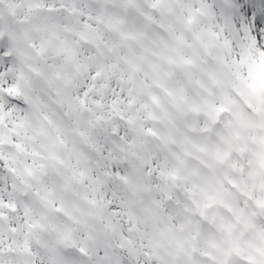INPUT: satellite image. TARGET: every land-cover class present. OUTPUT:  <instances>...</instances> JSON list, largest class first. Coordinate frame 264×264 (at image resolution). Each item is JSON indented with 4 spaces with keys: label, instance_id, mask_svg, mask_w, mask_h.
<instances>
[{
    "label": "snow or ice",
    "instance_id": "6c2138e0",
    "mask_svg": "<svg viewBox=\"0 0 264 264\" xmlns=\"http://www.w3.org/2000/svg\"><path fill=\"white\" fill-rule=\"evenodd\" d=\"M0 264H264V0H0Z\"/></svg>",
    "mask_w": 264,
    "mask_h": 264
}]
</instances>
